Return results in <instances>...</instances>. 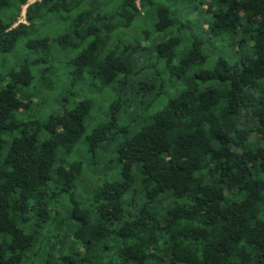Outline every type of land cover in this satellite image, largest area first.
Returning <instances> with one entry per match:
<instances>
[{
	"label": "trees",
	"instance_id": "16d2710c",
	"mask_svg": "<svg viewBox=\"0 0 264 264\" xmlns=\"http://www.w3.org/2000/svg\"><path fill=\"white\" fill-rule=\"evenodd\" d=\"M88 1L41 0L28 6V24L14 27L28 0H0V54L12 53L25 40L29 50L47 59L51 38L38 36L36 26L55 17L69 21L72 31L55 37L62 48L86 44L69 63L73 84L86 76L103 86L128 79L146 48L126 44L118 53L109 43L117 30L130 28L137 19V0H124L110 14L96 7L82 11ZM208 12L213 37L240 36L241 65L218 58L211 69H202L208 57L198 38L177 64L180 32L190 26L159 6L155 31L176 26L178 35L156 46V59L186 89L117 147L121 178L95 192L99 214L72 199V237L84 253L57 256V248L49 245L29 264H156L165 262L158 255L163 248L172 264H264V0H213ZM42 62H20L0 89V264H24L27 253L40 244L41 229L55 220L46 200L51 188L61 186L54 198L74 189V175L82 169L78 163L66 165L60 152L72 151L86 137L89 152L96 155L111 140L122 108L114 102L111 120L90 134L85 125L93 109L89 99L46 122L20 123L17 114L29 107L22 89ZM206 82L211 86L200 89ZM164 86L158 79L145 84V90L158 89V98ZM253 131L261 144L250 140ZM129 194L145 200L134 214L125 208ZM166 196L172 200L162 213L157 204ZM115 248L117 256L109 259Z\"/></svg>",
	"mask_w": 264,
	"mask_h": 264
},
{
	"label": "rangeland",
	"instance_id": "374dc122",
	"mask_svg": "<svg viewBox=\"0 0 264 264\" xmlns=\"http://www.w3.org/2000/svg\"><path fill=\"white\" fill-rule=\"evenodd\" d=\"M39 1L41 0H28L27 5L22 7V12L14 27L20 23L28 24L27 8ZM123 2L124 0H89L82 5L81 10L89 11L96 7L98 11L110 14L116 12ZM212 2L213 0H137L139 9L137 19L130 28H120L115 32L109 43V49L121 53L126 44H140L146 50L142 52V57L134 67L132 75L126 80L124 77H120L118 82L111 86H103L99 80L89 76L77 80L73 84L71 75L73 67L69 63L84 49L86 44L76 48H62L55 41V37L59 34L71 31L69 21L62 22L55 17H50L45 21L37 22L38 36L51 38V54L47 59L42 52L29 50L25 40H21L12 53L0 54V89L7 85L10 80L9 73L13 69H18L20 62L26 59L43 60L41 64L33 68L31 84L22 89V99L29 107L21 109L17 114L20 123L46 122L51 115H59L65 110H71L79 101L89 99L93 102V109L87 117L85 125L87 134H90L96 127L111 120L113 114L111 107L114 102L122 103L121 110L116 112L117 126L113 129L111 140L96 155L89 152L86 137H83L72 151L60 152L59 158L66 165L78 163L82 173L79 176L74 175L76 178L75 187L70 193L62 192L54 198L53 191L60 192L61 186L51 188L50 195L46 200L50 202L49 208L55 220L41 229L40 244L35 245L33 251L27 253L24 264L38 261L36 254L48 249L49 245L57 248V256L70 252L84 253L83 247L76 243L72 237L74 221L69 218V211L73 204L72 199L80 202L81 207L91 214H99L101 203L96 200L95 192L105 182H114L121 178V165L118 164L116 156L117 147L126 138L132 137L150 116L162 110L170 99L177 97L186 89L187 86L183 80L171 76L166 72L164 63L158 62L156 59V46L167 38L178 35L176 26L165 32L157 33L155 31L159 6L168 7L172 16L178 19L180 24L190 26L189 30L180 32L181 44L177 50V64L190 51L194 38H198L204 42V52L208 57L202 69H211L218 58H224L232 65L237 63L241 65V54L238 53L240 36L224 34L215 38L210 34L213 15L208 12V9ZM79 11L72 13L71 17L76 16ZM158 79H162L165 86L163 94L155 98L158 89L146 92L145 84L150 85L151 82H156ZM160 85L161 83L158 84V86ZM209 86H211L210 82H206L200 84L199 88L205 89ZM247 118L249 119V117ZM124 128L128 133L122 131ZM44 132L42 133L44 134ZM14 134L20 135L19 131ZM4 139L8 140L7 137ZM250 140L253 143H262L257 131L251 132ZM171 200L166 196L162 199L161 204H157L158 208L162 209V213H166ZM125 201V208L131 214H134L145 202L144 199L133 194L127 195ZM33 221L34 218L27 226L28 232L32 230ZM109 245L113 246V242L110 241ZM166 253V248H163V251L158 255L162 256L165 262L158 261L156 264H172L169 263L170 259L165 256ZM115 256H117L116 248L110 250L109 259H115Z\"/></svg>",
	"mask_w": 264,
	"mask_h": 264
}]
</instances>
